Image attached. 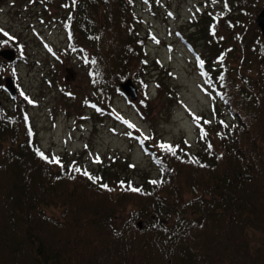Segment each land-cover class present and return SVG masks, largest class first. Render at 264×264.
<instances>
[{"label":"trees","instance_id":"trees-1","mask_svg":"<svg viewBox=\"0 0 264 264\" xmlns=\"http://www.w3.org/2000/svg\"><path fill=\"white\" fill-rule=\"evenodd\" d=\"M231 2L236 12L251 10L249 0ZM71 18L72 43L79 35L93 47L85 59L98 104L110 106L132 78L147 110L143 76L152 63L133 0H77ZM199 19L208 26L205 38L192 34L187 43L219 104L218 126L198 122L203 148L194 153L134 135L158 176L134 182L127 160L97 172L77 159L57 157L63 168L50 164L38 154L54 157L39 145L26 101L12 111L0 108V264H264V42L253 49L252 81L229 42L209 36L208 16ZM201 41L203 53L193 46ZM9 43L0 40V48ZM7 64L0 58L1 76ZM220 112L231 116L232 127L220 125ZM51 207L60 216L48 214Z\"/></svg>","mask_w":264,"mask_h":264},{"label":"rangeland","instance_id":"rangeland-1","mask_svg":"<svg viewBox=\"0 0 264 264\" xmlns=\"http://www.w3.org/2000/svg\"><path fill=\"white\" fill-rule=\"evenodd\" d=\"M249 1L251 10L240 8L236 12L231 0H133L145 52L152 63L143 76L150 91L146 110L132 78L139 93L136 102L122 92L110 106L98 104L85 59V53L93 47L81 42L79 35L74 44L70 40L75 26L69 24V17L72 20L77 0H0V40H12L0 51L15 50L20 60L15 65L7 62L3 77L0 75V108L12 111L19 101H26L39 145L46 152L65 161L77 159L96 172L127 160L132 165L133 181L140 184L143 175L154 177L160 171L134 135L154 144L160 140L182 144L194 153L203 148L198 122L212 121L218 126L214 107L219 104L187 43L192 34L197 35L194 39L205 38L202 30L208 26L199 18L208 16L212 21L209 36L228 41L243 67V75L255 79L250 70L255 71L257 63L253 49L264 42L256 25L264 0ZM202 44L203 41L193 46L203 53ZM8 77L14 80L17 99L4 89V79ZM219 115L223 117V128L232 127L228 113ZM129 212L119 216V224L129 218ZM47 213L60 216V210L54 207Z\"/></svg>","mask_w":264,"mask_h":264},{"label":"water","instance_id":"water-1","mask_svg":"<svg viewBox=\"0 0 264 264\" xmlns=\"http://www.w3.org/2000/svg\"><path fill=\"white\" fill-rule=\"evenodd\" d=\"M256 25L259 27L261 31V35L264 39V7L258 17L256 18ZM0 58L8 63H15L17 61L16 51L12 49H4L0 51ZM2 77L0 76V87L2 86ZM4 87L8 93V95L12 99H17L18 93L17 88L15 86L14 80L10 77L4 79ZM120 88L125 96L132 102H136L139 98L138 89L136 88L134 82L129 79L123 83H121ZM140 227L143 226L142 222L139 224Z\"/></svg>","mask_w":264,"mask_h":264},{"label":"snow or ice","instance_id":"snow-or-ice-1","mask_svg":"<svg viewBox=\"0 0 264 264\" xmlns=\"http://www.w3.org/2000/svg\"><path fill=\"white\" fill-rule=\"evenodd\" d=\"M213 3H215V0H213ZM0 31H2V30H0ZM213 34H214V33H213ZM4 35H5V36H8L7 33H4ZM9 38H11V37H9ZM157 42H158V41H157ZM221 59H223V58H221ZM200 63H201V65H203V61H201ZM221 79H222V78H221ZM26 99H27V98H26ZM29 103H32V101H29ZM197 119H198V118H197ZM205 135H206V133H205ZM160 148L163 149V150H165V151H167V152H169V153H171L173 156L176 155V152L173 150V146H171V145L161 144V145H160ZM38 154H39L40 157H41L42 159H44L46 162H48V163H50V164H51V163H55V164H57V165H59L60 167L63 168V165H62L61 161L59 160V158H57V157L49 158V157L45 156L42 152H38ZM97 162H99V161H97ZM202 166H203V165H202ZM73 171H81V170L78 169V168H74ZM82 174L88 176V178H89V179H92L93 182H96L95 179H94L92 176H90L86 171L83 172ZM152 183H156V182L153 181ZM102 186H103L106 190L111 191V189H108V186H107V185H102ZM127 190H130V191H132V192H141V191H142V190H140V189L133 188V187H131V186H128V189H127Z\"/></svg>","mask_w":264,"mask_h":264}]
</instances>
